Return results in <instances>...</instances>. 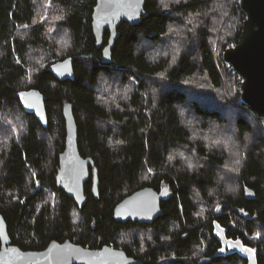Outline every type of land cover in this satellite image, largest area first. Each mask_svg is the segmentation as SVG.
Listing matches in <instances>:
<instances>
[{
  "label": "trees",
  "instance_id": "obj_1",
  "mask_svg": "<svg viewBox=\"0 0 264 264\" xmlns=\"http://www.w3.org/2000/svg\"><path fill=\"white\" fill-rule=\"evenodd\" d=\"M38 1L0 0V120H24L17 141L0 150V215L12 244L41 251L70 240L122 250L142 264H247L239 253L221 251L218 227L264 264V119L222 96L223 75L229 85L237 80L241 94L242 78L222 58L216 61L210 43L212 30L221 36L230 26L224 35L229 49L241 42L246 14L240 0H144L147 16L135 26L120 25L110 64L101 62L92 34L96 0H40L53 29L38 18ZM190 17L194 22L183 24ZM176 24L187 32L195 28L185 33L188 45L180 39L173 55L165 49L152 60L148 50H139L142 42L167 46ZM107 40L106 32L104 45ZM37 55L41 66L30 72L29 60ZM66 59L73 76L59 81L49 68ZM197 77L219 97L199 92ZM31 90L44 97L41 120L19 97ZM65 104L73 107L79 153L94 161L98 176V197L90 179L81 209L55 180ZM183 112L191 117L183 119ZM191 120L201 122L197 131ZM210 122L232 124L234 141L226 151L193 138ZM182 152L193 157L191 168ZM147 187L164 192L162 214L151 224L114 221L116 205Z\"/></svg>",
  "mask_w": 264,
  "mask_h": 264
},
{
  "label": "water",
  "instance_id": "obj_2",
  "mask_svg": "<svg viewBox=\"0 0 264 264\" xmlns=\"http://www.w3.org/2000/svg\"><path fill=\"white\" fill-rule=\"evenodd\" d=\"M240 7L246 14L241 42L227 49L222 59L242 78V102L259 118L264 119V0H240ZM146 16L144 0H96L91 15V29L96 48H102L103 64L111 63L112 50L119 37L117 30L120 25L126 23L135 26ZM106 32L108 40L104 45ZM49 70L59 81H65L73 76L71 59L59 61L50 66ZM22 104L26 111L35 113L40 120L44 118V97L39 92L35 90L25 92ZM62 115L65 123V142L64 150L58 156L56 185L81 209L87 201L84 187L90 179L92 194L95 198L98 197L97 171L94 168V161L91 158H83L79 153L77 125L71 104L63 106ZM245 196L251 199L253 193L245 190ZM165 197L163 191L157 192L149 187L140 189L116 205L113 210V220L120 223L131 221L151 224L162 214L161 201ZM216 229L222 244L225 242L230 246L235 244L238 247L232 252L244 256L247 264H257L254 251H246L249 248L239 242L227 241L224 232L218 227ZM0 243V264H142L128 257L122 250L110 246L89 249L70 240L62 243L52 241L41 251H22L12 245L7 225L1 215Z\"/></svg>",
  "mask_w": 264,
  "mask_h": 264
},
{
  "label": "rangeland",
  "instance_id": "obj_3",
  "mask_svg": "<svg viewBox=\"0 0 264 264\" xmlns=\"http://www.w3.org/2000/svg\"><path fill=\"white\" fill-rule=\"evenodd\" d=\"M162 1L167 2L169 0H162ZM173 1H175V0H170V2H173ZM167 4L168 3H166L164 5H167ZM36 6H37V10H38V14H37L38 18H40V17L47 18L46 23H47L48 29H53L54 25L49 22L50 20L48 19V14L45 12V9L48 8L47 3L45 1L40 2V0H39L36 3ZM194 20H195V17H190L188 19H185L183 21L184 22L183 24H186V23L192 24V22H194ZM215 24L216 23H214V26H215ZM233 24H234V22H233ZM219 27H220V25H219ZM186 28L187 27L179 26L177 24L175 26H173V28L169 30V32H171V33L169 36L167 46H166L165 42L159 44L156 47L150 46L149 43H143L142 42L139 45V48H140L139 50H148L147 51L148 57L151 58V60L159 58L160 57L159 54H163V52H165V49L168 50L169 52H172L171 54L173 55V52L175 53L174 50L180 44V43H177L180 39H183L185 41V45H188V43H190V41L188 42L186 40V34H185L187 32ZM227 28H228V30H230L232 27L230 26ZM188 29H190V27H188ZM192 29H195V28L192 27L191 30H189L188 32H192ZM228 30H224V32L221 36H219V34L216 32V30L211 31L212 35L210 37V43H211V46H212V49L214 52V57L216 58V61L218 63L221 60L220 58L223 57L222 49L223 48L229 49V43L226 41L227 37H224V35H227ZM61 44H62V46H65L63 44V42H61ZM165 46H166V48H165ZM41 58L42 57L37 55L36 57H34V58L32 57L29 60V71L30 72H32V70H35L36 68L41 66V64H40ZM223 72H224V70L221 71L222 74H223ZM223 77H224L223 80H225V81L223 82V91L221 92L222 96L224 95L225 98H228L231 101V103H234L235 105L238 106V104H241L240 103L241 98L239 99L237 97H234V96H236V94H238L239 96L241 94L240 89L238 87V84L236 82L237 80L235 79V85H234V83L232 85H229V83H227V81L225 79L227 76L223 75ZM228 78H230V77H228ZM231 78L234 81V77L232 75H231ZM201 80H202L201 77H197L196 79H194V83H196V85H197V86H195V88L197 90H200L199 92L204 93L205 95L209 94V92H211V91H209L210 90L209 87H203L204 83ZM155 89H156V85H154V87L150 88V92L154 93V91H156ZM24 93L25 92H22L19 94L21 102L23 100V94ZM211 93H213V92H211ZM213 94L218 96L215 93H213ZM120 96H121V94H120ZM23 108H24V106H23ZM187 114L190 115L188 112H183L182 118L184 119V117H185L184 115H187ZM223 115L227 118L231 116L230 112L228 110L224 111ZM189 117H191V115ZM37 118H38V116H37ZM198 122H199V120L198 121L197 120L196 121L191 120L189 122L190 126H193L195 131H197L196 129L198 128V125L201 123V122H199V123ZM207 126L208 127L206 129H204L203 131L201 130L199 133L194 134L193 138L199 142L204 143L208 149L222 148L223 151H226L225 148L233 145L234 134H233L231 123L225 125V127H222V126H217L216 124L210 122V123H208ZM23 130H24V120L22 118L20 119L18 117H10V116L2 117L0 120V150L4 149L9 144V142L17 141L19 136L23 133ZM6 132H9L8 135H6ZM226 136H228V137H226ZM181 154H182V156H180V157H181L182 162L185 163V165L188 168H191L190 166H192L194 164L193 157H191L190 155L187 156V153H185V152H182ZM225 180H228V179H225ZM223 247H224L223 251L225 253H227V252H232V251L236 250L238 246H235V244L230 246V244L228 242H225V243H223ZM245 249L246 248H244V250Z\"/></svg>",
  "mask_w": 264,
  "mask_h": 264
},
{
  "label": "snow or ice",
  "instance_id": "obj_4",
  "mask_svg": "<svg viewBox=\"0 0 264 264\" xmlns=\"http://www.w3.org/2000/svg\"><path fill=\"white\" fill-rule=\"evenodd\" d=\"M28 107H31V105H27ZM237 163H239V161H237ZM221 251H223V249H221ZM246 251L248 252H252L253 250L252 249H246Z\"/></svg>",
  "mask_w": 264,
  "mask_h": 264
},
{
  "label": "built area",
  "instance_id": "obj_5",
  "mask_svg": "<svg viewBox=\"0 0 264 264\" xmlns=\"http://www.w3.org/2000/svg\"><path fill=\"white\" fill-rule=\"evenodd\" d=\"M229 65H230V64H229ZM230 69L234 70L233 67H232L231 65H230L229 70H230ZM234 71H235V70H234ZM240 103H241V104H244V103L242 102V100L240 101ZM261 119H262V118H261Z\"/></svg>",
  "mask_w": 264,
  "mask_h": 264
},
{
  "label": "flooded vegetation",
  "instance_id": "obj_6",
  "mask_svg": "<svg viewBox=\"0 0 264 264\" xmlns=\"http://www.w3.org/2000/svg\"><path fill=\"white\" fill-rule=\"evenodd\" d=\"M13 245V244H12ZM15 246V245H14ZM0 248H1V243H0ZM23 251V250H22Z\"/></svg>",
  "mask_w": 264,
  "mask_h": 264
}]
</instances>
